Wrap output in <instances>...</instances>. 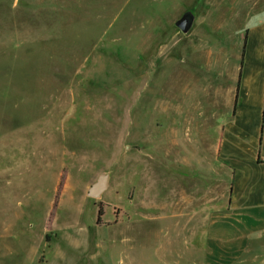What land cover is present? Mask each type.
<instances>
[{
	"label": "rangeland",
	"instance_id": "1",
	"mask_svg": "<svg viewBox=\"0 0 264 264\" xmlns=\"http://www.w3.org/2000/svg\"><path fill=\"white\" fill-rule=\"evenodd\" d=\"M254 8L0 0V264H216L171 203L206 184L211 201L228 197L209 123H184L199 103L223 109ZM198 164L209 182L186 183ZM101 174L107 189L88 197ZM244 259L231 264H264V251Z\"/></svg>",
	"mask_w": 264,
	"mask_h": 264
},
{
	"label": "crops",
	"instance_id": "2",
	"mask_svg": "<svg viewBox=\"0 0 264 264\" xmlns=\"http://www.w3.org/2000/svg\"><path fill=\"white\" fill-rule=\"evenodd\" d=\"M243 1L255 10L248 18L236 71L228 78L224 107L220 110L211 103H199L193 121L184 123L188 134H197L198 120L209 123L205 133L217 139L218 178L224 187L230 179L228 197L223 188L221 196L211 201L206 184L195 198L192 185L182 192L180 201L171 203L174 215L186 218V230L201 233V261L206 263H243L247 255L264 251V6L257 10L259 0ZM177 130L178 138L180 128ZM194 167L189 168L191 178L186 183L192 184L195 172L208 183L210 166Z\"/></svg>",
	"mask_w": 264,
	"mask_h": 264
},
{
	"label": "water",
	"instance_id": "3",
	"mask_svg": "<svg viewBox=\"0 0 264 264\" xmlns=\"http://www.w3.org/2000/svg\"><path fill=\"white\" fill-rule=\"evenodd\" d=\"M193 23V16L191 13H185L176 23L175 26L182 32L187 33ZM108 186V176L106 174H101L97 181L93 183L88 191L87 196L91 198H98L107 189Z\"/></svg>",
	"mask_w": 264,
	"mask_h": 264
},
{
	"label": "trees",
	"instance_id": "4",
	"mask_svg": "<svg viewBox=\"0 0 264 264\" xmlns=\"http://www.w3.org/2000/svg\"><path fill=\"white\" fill-rule=\"evenodd\" d=\"M230 190H231V187H230ZM101 215H102V210L99 209V210H98V215H97V224L100 223V217H101Z\"/></svg>",
	"mask_w": 264,
	"mask_h": 264
}]
</instances>
